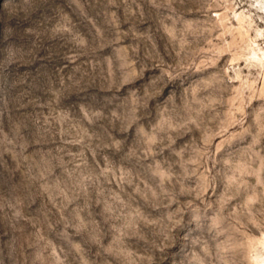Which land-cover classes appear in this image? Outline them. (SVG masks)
Here are the masks:
<instances>
[{
    "label": "rangeland",
    "instance_id": "obj_1",
    "mask_svg": "<svg viewBox=\"0 0 264 264\" xmlns=\"http://www.w3.org/2000/svg\"><path fill=\"white\" fill-rule=\"evenodd\" d=\"M0 264H264V0H0Z\"/></svg>",
    "mask_w": 264,
    "mask_h": 264
}]
</instances>
